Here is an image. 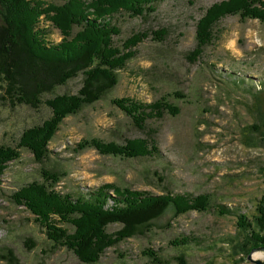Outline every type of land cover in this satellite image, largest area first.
I'll return each mask as SVG.
<instances>
[{"label":"rangeland","instance_id":"obj_1","mask_svg":"<svg viewBox=\"0 0 264 264\" xmlns=\"http://www.w3.org/2000/svg\"><path fill=\"white\" fill-rule=\"evenodd\" d=\"M217 1L163 0L144 16H115L122 32L113 37L116 45L135 31L150 35L137 45L135 57L116 70L114 88L63 119L46 159L40 163L21 148L20 157L8 163L0 176V264H156V254L165 264H183L181 258L184 264H253L247 259L251 229L238 226L237 216L246 214L251 221L264 193V20L237 13L221 18L214 26L216 38L191 59L197 20ZM42 23L47 40L60 41L61 31ZM160 30L161 41L153 33ZM81 82L79 74L42 94L43 100L76 93ZM118 97L148 103L164 99L179 113L165 112L137 128L112 103ZM50 114L44 103L32 108L0 99V145L13 146L23 129ZM90 138L123 145L127 139L148 138L158 152L136 158L77 149L78 142ZM43 170L61 173L55 189L73 198L114 183L151 194L207 193L213 206L177 215L169 204L157 217L135 226L134 235L106 247L97 261L84 262L51 242L25 205L11 200L20 186L43 181ZM217 206L230 214L218 212ZM62 227L71 230L68 224ZM121 227L107 225L106 233L116 235ZM181 236L195 240L173 245Z\"/></svg>","mask_w":264,"mask_h":264},{"label":"trees","instance_id":"obj_2","mask_svg":"<svg viewBox=\"0 0 264 264\" xmlns=\"http://www.w3.org/2000/svg\"><path fill=\"white\" fill-rule=\"evenodd\" d=\"M0 0V99L10 106L19 104L37 108L44 103L52 114L41 123L22 130L19 140L11 145H0V176L9 162L20 157V149L33 153L42 162L49 154V142L61 127L63 119L76 114L84 105L98 100L118 82L116 70L125 67L135 57L137 45L150 34L135 31L114 43L120 35L116 15L144 16L156 10L163 0ZM264 20V0H220L208 6L197 20L195 59L216 36L214 26L227 15ZM50 22L61 31V39L47 40L42 23ZM152 33V32H151ZM161 41L162 30L153 31ZM82 75L81 87L76 93L56 94L43 100L42 94L64 85L69 79ZM113 104L127 114L137 128H143L148 119H160L164 113H179V108L164 99L141 102L128 97L113 98ZM264 119V118H263ZM264 139V121L260 124ZM126 144L105 142L90 138L78 142V150L94 148L101 154L125 157L153 156L156 143L148 138L127 139ZM61 173L43 170V181L34 180L20 186L10 196L16 205H25L43 227L46 237L54 244L72 250L84 262L97 261L106 247L131 237L135 226L148 222L172 204L177 215L191 210L206 211L213 205L207 193L151 194L147 191L120 188L106 183L75 198L55 189ZM218 212L229 213L224 206ZM256 214L251 221L246 214H238L237 225L250 230L252 247L264 246V193L256 203ZM122 224L116 235L106 233L107 225ZM61 224V225H60ZM68 224L69 228L62 227ZM195 239L181 236L173 245H188ZM251 247V248H252ZM150 255L154 252L148 253ZM11 255V254H10ZM156 264H165L154 255ZM183 264L185 261L179 259Z\"/></svg>","mask_w":264,"mask_h":264},{"label":"water","instance_id":"obj_3","mask_svg":"<svg viewBox=\"0 0 264 264\" xmlns=\"http://www.w3.org/2000/svg\"><path fill=\"white\" fill-rule=\"evenodd\" d=\"M257 251H260V252H263L264 253V246H255V247H252L250 252L248 253V257L247 259L252 262L253 264H264V260L261 259V258H255L254 259V254L253 253H256Z\"/></svg>","mask_w":264,"mask_h":264},{"label":"bare ground","instance_id":"obj_4","mask_svg":"<svg viewBox=\"0 0 264 264\" xmlns=\"http://www.w3.org/2000/svg\"><path fill=\"white\" fill-rule=\"evenodd\" d=\"M253 254L256 256L255 258H263V257H264V256H263L264 254H263L262 252H260V251H257L256 253H253ZM254 255H253V256H254ZM255 258H254V259H255Z\"/></svg>","mask_w":264,"mask_h":264}]
</instances>
